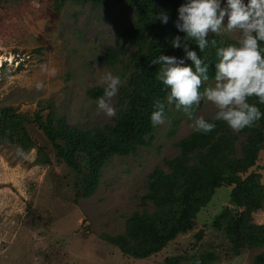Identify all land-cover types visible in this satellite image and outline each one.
I'll return each instance as SVG.
<instances>
[{
	"label": "rangeland",
	"instance_id": "1",
	"mask_svg": "<svg viewBox=\"0 0 264 264\" xmlns=\"http://www.w3.org/2000/svg\"><path fill=\"white\" fill-rule=\"evenodd\" d=\"M220 3L226 7V0ZM49 6L31 0L0 9V109L33 115L43 108V114L65 117L70 126H102L115 115L98 111L86 90L103 88L99 80L104 72L115 75L104 62V54L109 46L124 41L121 35L131 12L126 5L112 1L99 9L68 3L57 14ZM221 35L234 41L239 38L238 32ZM111 104L116 114L114 97ZM169 111L177 124L165 121L158 126L152 146L135 155L114 157L105 167L96 193L86 200L74 201L66 183H58L65 167L53 159L51 148L31 131L32 126L29 132L50 155V166H39L34 150L23 152L0 142V264H167V259L209 252L218 258L213 264H252L264 247L245 249L236 257L223 233L211 225L224 210L236 213L226 187L216 190L188 234L150 258L123 256L101 239L102 235L123 234L130 215L153 209L141 201L148 175L155 168L166 170L164 160L178 153L174 144L193 130L186 115ZM214 113L213 105L201 101L195 116L212 120ZM237 154L240 156L239 146ZM258 164L264 165V152ZM261 183L264 186V171ZM253 220L264 225V208ZM198 231L203 234L200 241L194 237ZM180 264L191 263L183 260Z\"/></svg>",
	"mask_w": 264,
	"mask_h": 264
},
{
	"label": "trees",
	"instance_id": "2",
	"mask_svg": "<svg viewBox=\"0 0 264 264\" xmlns=\"http://www.w3.org/2000/svg\"><path fill=\"white\" fill-rule=\"evenodd\" d=\"M30 1L0 0V9H6V5L11 3ZM38 1L47 4V7L49 4L55 14L68 3L75 6L89 4L99 9L109 1L126 5L131 12V20L121 35L124 41L109 46L104 54L106 65L121 78L118 93L114 96L117 112L108 123L82 129L70 126L65 117L54 116L51 112L43 114V108L33 115L11 108L0 109V142L15 145L23 152L34 150L37 164L50 166V155L37 145L29 132L28 127L32 126L31 131L51 148L53 159L65 167L66 171L58 177V183H66L65 186L74 193V201L86 200L96 193L103 171L114 157L135 155L139 149L148 148L155 142L159 125L153 126L150 117L155 110V100H163L168 89L156 79L160 65L151 61L160 55L173 56L183 59L184 64L194 70L184 48L172 47V39L179 36L182 45L186 43L188 49L195 51L208 65L210 79L202 86L203 91L209 82L214 81L215 63L218 62L216 48L210 45L201 52L194 41H186L185 33L176 28L178 8L187 0ZM161 13L168 16L167 23L157 18ZM207 39H215L216 47L237 42L211 32ZM102 95L101 87L86 90V96L91 101H97ZM250 102L256 101L253 99ZM257 106L264 113V105ZM169 108L178 115L186 114L177 110L174 104L166 105L165 121L175 126L177 122L172 119ZM196 110L197 107H194V116ZM187 120L191 121L188 117ZM206 120L216 123V128L208 134L192 130L174 144L178 153L172 159L164 160L166 170L155 168L148 175L146 193L141 201L150 204L153 209L130 215L125 220L123 234L101 236L121 255L136 260L147 259L161 252L177 237L188 234L196 224L197 215L209 204L216 190L222 187L230 189L229 202L236 213L222 211L211 224L213 229L223 233L230 252L236 257L245 249L264 247V225H258L253 220V215L264 208V186L261 183L264 165L258 164L260 154L264 152V117L254 127L240 132H234L224 122ZM194 237L200 241L203 234L198 231ZM197 259L200 264L218 261L217 256L209 252L187 259H167L166 262L180 264L185 260L194 264ZM252 264H264V250L253 258Z\"/></svg>",
	"mask_w": 264,
	"mask_h": 264
},
{
	"label": "clouds",
	"instance_id": "3",
	"mask_svg": "<svg viewBox=\"0 0 264 264\" xmlns=\"http://www.w3.org/2000/svg\"><path fill=\"white\" fill-rule=\"evenodd\" d=\"M227 17V24H224ZM157 18L162 23L168 22V16L161 13ZM176 28L185 33L186 41H194L203 52L210 45L216 48L214 83L202 86L209 81L208 65L199 58L195 51L188 49L176 36L171 44L174 48L183 47L186 58L193 67L186 66L183 59L160 55L152 60L160 65L156 79L168 89L163 100L154 102L151 113L153 126L165 123L166 105H173L182 110L192 121L190 127L198 133L208 134L216 128V123L209 122L204 116H194L193 109L206 101L214 106L213 121H220L234 132L252 128L264 117L257 104L264 105V0H226V7H221L220 0H187L178 8ZM216 36L222 33L238 32L235 44L216 47L215 39L208 40L209 33ZM99 84L103 86V95L97 98V109L107 116L115 115L112 98L121 85L119 75L104 72ZM255 99L254 102H250ZM194 264H200L197 259Z\"/></svg>",
	"mask_w": 264,
	"mask_h": 264
}]
</instances>
